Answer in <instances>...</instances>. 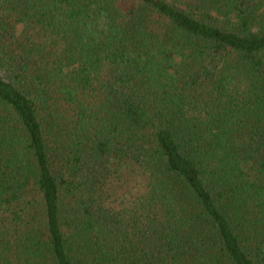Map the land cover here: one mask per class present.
I'll list each match as a JSON object with an SVG mask.
<instances>
[{"label": "trees", "instance_id": "16d2710c", "mask_svg": "<svg viewBox=\"0 0 264 264\" xmlns=\"http://www.w3.org/2000/svg\"><path fill=\"white\" fill-rule=\"evenodd\" d=\"M0 264H264V0H0Z\"/></svg>", "mask_w": 264, "mask_h": 264}]
</instances>
